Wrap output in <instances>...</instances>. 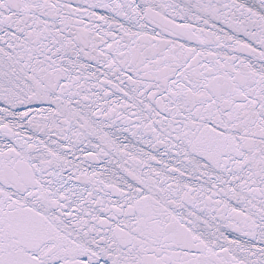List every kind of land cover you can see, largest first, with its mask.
<instances>
[{
  "label": "snow or ice",
  "instance_id": "obj_1",
  "mask_svg": "<svg viewBox=\"0 0 264 264\" xmlns=\"http://www.w3.org/2000/svg\"><path fill=\"white\" fill-rule=\"evenodd\" d=\"M0 264H264V0H0Z\"/></svg>",
  "mask_w": 264,
  "mask_h": 264
}]
</instances>
